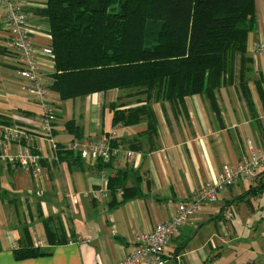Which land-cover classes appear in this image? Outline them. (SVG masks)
I'll return each mask as SVG.
<instances>
[{"label":"crops","instance_id":"1","mask_svg":"<svg viewBox=\"0 0 264 264\" xmlns=\"http://www.w3.org/2000/svg\"><path fill=\"white\" fill-rule=\"evenodd\" d=\"M23 1L32 40L52 47L46 20L33 13L44 9L48 0ZM255 11L256 27L248 36L245 55H237L232 74L214 93V103L205 95L151 101L155 133L146 120L115 124L117 111L129 112L147 103L144 95L127 89L72 100L55 93L60 152L42 139L37 175L6 164L1 153L6 148L15 154L20 145L0 137V264H117L136 250L140 235L170 220L180 204L197 201L223 167H236L259 155L264 149V54L257 52V46L264 43V0H255ZM6 22L0 6V121L37 129L42 108L36 95L22 87L14 62L6 55ZM40 65L50 78L56 72L54 59L43 57ZM86 136L113 138L117 146L138 157L103 169L97 161L76 160L67 148ZM119 172L126 196L117 194L116 205H111V197L94 198L105 187L103 175L112 179ZM240 188L245 186L226 189L217 202L204 203L169 241L167 248L173 252L167 256L168 264L216 263L219 247L231 236L227 224ZM47 226L62 229L61 240L67 243L50 246ZM203 231L208 241L198 242ZM39 241L46 245L39 249L48 255L16 259L15 249L35 247Z\"/></svg>","mask_w":264,"mask_h":264},{"label":"trees","instance_id":"2","mask_svg":"<svg viewBox=\"0 0 264 264\" xmlns=\"http://www.w3.org/2000/svg\"><path fill=\"white\" fill-rule=\"evenodd\" d=\"M33 13L46 20L53 39L56 72L50 89L62 100L133 90L147 103L117 111L114 122L130 126L146 120L152 133L153 100L205 95L214 103L256 27L255 0H48ZM98 163L100 169L112 167ZM121 175L109 181L111 205L117 204ZM261 184L250 192L262 193ZM61 231L47 226L50 246L67 243ZM48 254L35 247L15 249L17 260Z\"/></svg>","mask_w":264,"mask_h":264},{"label":"built area","instance_id":"3","mask_svg":"<svg viewBox=\"0 0 264 264\" xmlns=\"http://www.w3.org/2000/svg\"><path fill=\"white\" fill-rule=\"evenodd\" d=\"M0 6L6 11V30L8 44L6 55L15 65V73L22 87L33 92L42 108L37 129L12 126L0 121V137L5 143L20 145V150L9 154L4 149L1 157L6 164L21 166L28 174L40 172L41 140H48L57 154L60 150L55 141V125L57 123V106L55 92L50 89L52 79L41 68L43 57L54 59L52 47L38 46L32 40L33 30L28 24V14L23 0H0ZM257 52L264 54V43L257 46ZM67 151L76 160H94L113 167H120L138 157L132 151H125L115 145L113 138L94 139L84 137L70 143ZM264 173V149L259 155L253 154L248 160L236 167L225 166L215 181L206 186L200 198L192 203H182L177 213L167 221L157 225L151 232L137 238V248L117 264H168L166 249L169 241L178 236L181 229L191 220L192 216L201 212L204 203H215L218 195L226 189L237 185L248 188L257 186ZM111 177L103 175L104 189L94 193V198L109 200V181ZM123 191L118 196L123 197ZM45 243L37 242L35 248L45 247Z\"/></svg>","mask_w":264,"mask_h":264},{"label":"rangeland","instance_id":"4","mask_svg":"<svg viewBox=\"0 0 264 264\" xmlns=\"http://www.w3.org/2000/svg\"><path fill=\"white\" fill-rule=\"evenodd\" d=\"M260 183L264 186V177ZM238 191L241 194L232 203L227 224L231 236L219 247L220 256L215 264H264V191L258 195L251 193L248 187ZM212 228L216 232V222H212ZM197 241H208L204 231ZM170 252L173 249L167 248V256Z\"/></svg>","mask_w":264,"mask_h":264}]
</instances>
